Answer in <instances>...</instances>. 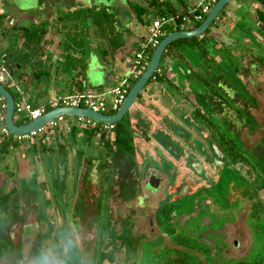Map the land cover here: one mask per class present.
<instances>
[{"label": "flooded vegetation", "instance_id": "obj_1", "mask_svg": "<svg viewBox=\"0 0 264 264\" xmlns=\"http://www.w3.org/2000/svg\"><path fill=\"white\" fill-rule=\"evenodd\" d=\"M258 30L264 33V25L259 24ZM254 40L264 47V39L261 36ZM238 44L239 42H235L230 50V55L236 59L235 65L230 62L231 79L212 81L219 95L217 92L213 93L211 88H207L206 84L204 87L201 85V91L196 90L198 97L195 93V99L198 107L194 111V137L187 134L182 138L180 146L185 159L182 163V172L180 171L177 176L168 173L159 176L161 182L155 191L148 189L139 192L140 194L135 193L134 197L131 195L133 191L122 192L127 197V200L121 202L122 205L134 200L135 208L139 209L137 210L139 216L136 210L133 211L134 218H120L118 222L113 221L111 216L107 218L104 216L105 212L110 214L115 198L119 201L120 196L109 188L98 190L97 187L100 185L98 175L94 183L93 176L95 178L97 171L100 172L99 142L96 149L97 151L99 149L98 158L95 159V164L90 165L91 169L87 168L89 161H83V158L73 162L74 166L75 162H78L77 173L75 178L72 177L73 186L76 185L75 189L78 191L75 190L78 199L76 193L71 200L68 199L69 186L65 185L66 182L59 187L58 201L51 193L46 202H40L38 194L32 191L26 180L22 186L18 187L17 184L3 194L11 192L9 208L0 212V255L21 249L22 236L26 228L34 230L36 226L31 243L37 245L61 227L68 228L71 225L79 237L80 255L84 258L85 264H117L120 261L117 250L124 251L128 258L135 257L139 253L134 250L136 245L133 248L137 238L151 240L166 234L160 229L158 221V213L163 210L168 215L162 219L173 227V233L178 234L189 223L190 230L199 235L197 241L208 247V252H192L198 258V264H204V258L213 261V264H246L248 255L254 251L251 232L257 233L258 239L263 236L264 226L259 228L256 226L261 212L259 209L256 212L257 204H253L252 210L247 211L242 217L243 209H237L238 202L234 204L230 201V194L239 192L245 199L253 202L264 199V187L258 184L261 176L257 174L261 164L262 169L264 168V104L259 99L260 97L264 99V54L254 51L247 43L246 48L248 47L250 53H244L240 57L233 51ZM215 124L220 130L213 132ZM222 133L225 134V140H219ZM259 145L262 147L260 153L256 150V146ZM248 160H256L258 164L256 169L247 163ZM94 166H97L95 173L92 169ZM207 168L216 170L215 179L207 177L210 174ZM189 171H192L193 175ZM151 174L156 175L152 172ZM146 177L144 180L140 178L138 182L147 187ZM197 177H200L198 182ZM201 178L204 179V184L201 183ZM214 188L216 195L212 194ZM26 192L31 194L25 195ZM87 192L90 193L88 196L91 201L85 203L83 199L80 200V195ZM28 195L32 196L34 201L26 200L25 197ZM183 195L189 198L178 201L177 197ZM153 199H157V205L153 207L155 213L144 218L146 217L144 210ZM188 199L191 202L185 204ZM209 199L215 204V208L209 205ZM141 201L140 207L138 204ZM39 203L44 204L41 211L37 210L40 207H36ZM254 213L257 215L254 216ZM247 218L251 221L249 224ZM115 223L120 225L119 231L116 230ZM123 224L125 226H122ZM143 229L147 232L142 231ZM249 231L252 244L244 251L241 249L240 236L245 233L249 235ZM162 242L164 248L178 250L172 240L162 238ZM128 243L130 252L127 250ZM159 251L155 249L151 256H158L161 253ZM236 251L249 254L238 257L231 253ZM193 254L191 257H195ZM171 260L170 264L179 263L177 256L172 255Z\"/></svg>", "mask_w": 264, "mask_h": 264}, {"label": "crops", "instance_id": "obj_2", "mask_svg": "<svg viewBox=\"0 0 264 264\" xmlns=\"http://www.w3.org/2000/svg\"><path fill=\"white\" fill-rule=\"evenodd\" d=\"M118 1L120 6L116 7L115 11H113L112 14L108 12V17L111 20L110 22L114 23V27H119V30L117 32L115 30H113V32L121 33L127 30V33L124 35H116L117 37H121L120 39L116 37V41L118 44H121L123 42L124 48L126 49H132V47L136 46V49L139 51L146 40L145 33L150 25L147 27L143 24H140L136 20L135 14L132 11V5H134V3H137L144 6V1ZM161 1L169 2V0ZM198 1L199 0H171V2L169 3L170 5L175 7L177 14L185 13V15H187L191 10L195 9ZM93 3H91L88 9L97 8ZM76 12H78V10L75 11V13ZM0 14L5 15L6 18L4 19V22L5 24H7L8 16L6 13H4V9H0ZM118 16H122V18L126 16L130 17L128 22L131 24H126V27L129 25V29H126L125 27L122 28V26L119 25L120 21L116 19V17ZM58 18L59 16L55 17L54 19ZM57 22L58 24L61 23L60 21ZM133 23L135 25H143L145 28V32L141 33L139 30L137 32L133 31L134 28L132 29L131 27ZM249 23H251L255 27H257L259 24L264 25V4H262L260 0H234L225 5L218 16V19L208 28V39L201 44L207 51V57L201 56L200 51H197L198 54H192L191 57H189V52L193 50H189L187 47L182 46V44H180L181 47H178L179 45H176V47L184 55V60L179 61V59L177 58L168 57L166 55L164 56L166 57L165 63L163 64V66H159L158 68L161 74L157 75L155 80L151 79V81L143 89L142 93L138 96L136 103L122 118V120L125 119L128 122V124L130 125V130L133 133V136L130 137L131 144L133 146L132 154H125L122 151L119 152L114 148V152L112 154L106 155L104 145L102 144L103 142L100 141V172L97 171V175L100 177V189L109 188L111 189L110 191H113L118 195L121 192L125 191V188H123L122 190V187H124V185H121V182H124V184H129L131 181H133L134 184L131 182L132 184H129V186L131 188H135V185H137L138 183L136 181L140 178L144 180V178L151 172L155 173L158 177L167 173L177 176L180 171L182 172V163L185 159L182 155V148L180 146L182 145V138L187 134L194 137V111L198 107L197 101L195 99V93L196 90H199L198 87L194 86V84L196 83L195 81H197L198 77L202 75H198L199 73H197L193 69L194 66L191 65L192 58H194V56H198L201 61L200 68L202 72L209 76L211 72V68L209 67L210 56H214V62L215 60H220L219 55H216L215 52L213 53V51L209 52V50L216 47L219 48V50L222 52L224 50H227V48H232V46L235 44V39L229 38L228 35H231V33L234 31V27L237 28L238 26H240V24H243V26H248L250 25ZM8 25L11 24L8 23ZM195 25L196 23H194L193 26H188L189 28L187 30L194 29ZM95 33L96 32L92 29V27L86 31V35L87 37H89V39L90 37H93V44L97 43V41L99 40L100 47L105 46L107 41L105 40V37H103L104 35H102L101 32L100 34L97 32V35H95ZM261 33L264 36V33ZM50 34L51 33L49 32L44 39L43 49L46 46L50 48V45L54 43V41H51L50 44H48V40L55 39V37L51 38L49 36ZM240 35L242 36V33H240ZM8 36L9 35L3 36L0 32V43L1 45L3 44L2 50L4 51L9 48V40L11 39V36H9L10 39L8 38ZM241 39L242 40H240V42H242L243 44L239 42V44L233 49L235 54L240 57L244 55V53H250L248 47L246 48L247 43L249 44L250 42L249 39L243 36L241 37ZM55 43L56 48H58L59 44H61L59 42H56V40ZM51 52L52 54L50 60L43 55L41 57V61L44 63L50 61L53 66L61 65V62L63 61L61 57L62 51H57L56 53H54L52 49ZM75 53L76 54L74 56L79 58V60H82L81 57L85 55V53H81V51L79 54L77 51ZM120 54L122 55V57L120 56ZM134 56L130 57V53L124 55L123 53H121V51H119L112 57H108L105 61H103L101 57H98L99 61L98 63L96 62V69H94L93 71H95L96 73H100V85L97 84L94 88L88 89L85 86L86 84L87 86H89L88 78L87 75L84 74L83 80L85 92L98 93L96 91L100 89V93H102L118 85L123 77L128 72H130L129 66L133 61ZM89 63L90 56H88V61L85 64L87 65ZM86 65L85 72L87 70ZM186 67L188 68V71ZM61 70L62 69H60L59 74L62 73ZM187 73L188 75L193 73L195 74V76H193L192 82L190 81V79L185 77ZM201 81L204 82L205 79H201ZM196 85L199 86L198 84ZM206 87L209 88V85H207ZM42 91L43 90L38 89L36 90L35 94L38 96ZM32 104L35 107H38L37 103ZM66 117H73L75 121L72 122L68 119L66 120ZM67 121L69 123H66ZM63 124L64 125L57 129L56 132L51 131V133L55 134V136L52 135L54 139L48 138L46 134H44L43 136L40 135L38 139H40L41 143L45 147L51 149L46 154L49 155L51 152H57L60 155V159L58 162H56V164L60 165L59 174H61V176L64 178V180H62V183L66 182L65 185L69 186L67 196L69 195L68 199L71 200L72 194L76 193L73 187V178H75V173H77L78 170V162H75V166L73 165V162L75 160H80V158H83V161H89V166L87 168L91 169V166L95 164V158H93L92 156V151H97L96 149L97 146H99V141L97 137L88 141L85 139L86 137L81 132H78L75 134V136H72L71 128H73L74 126L77 127L79 131L83 129V126L81 127L77 124L76 117L74 116H65V122ZM108 133V139L110 140V142H113V131ZM75 138L79 139V141L83 144L80 150H77L75 148V144H73V140ZM53 142L56 144L55 151H53L50 147L51 145H53ZM24 153L20 151V148H14L9 151L6 157H12L17 165H23L20 166L23 170V173L20 174L21 170L20 172H18V181L24 182L26 180L28 182V185L32 187V191L38 194L39 201L44 203V201L46 202L50 195L44 188L46 182L47 185L49 184L46 171H43L42 173L40 169L36 150H34L33 153H31L30 151L28 153ZM48 163L50 164L49 161ZM86 166L87 165H85V167ZM54 174L56 175L57 173L52 171L51 176H53ZM22 177L24 178V180L22 179ZM79 187L81 186L79 185ZM118 199L120 202H123L127 200V197L125 198L123 195V197L120 196L118 197Z\"/></svg>", "mask_w": 264, "mask_h": 264}, {"label": "rangeland", "instance_id": "obj_3", "mask_svg": "<svg viewBox=\"0 0 264 264\" xmlns=\"http://www.w3.org/2000/svg\"><path fill=\"white\" fill-rule=\"evenodd\" d=\"M94 3H93V2ZM137 2V0H135ZM169 2H171V0H169ZM91 3H93L95 5V7L93 10L97 12L102 13H110L112 14L113 11H115L116 7H119V1L118 0H0V9H4V13L7 14V24H5L6 26H13V25H21V26H30L33 24H40L43 21H46L48 24V28H49V32L51 33L49 36L55 37V39H50L48 40V44H50L51 41H54V43L52 45H50V48L48 46H46L43 49V54L46 58L51 57V50L53 49V52L56 53L57 51H63V46H69V51H77L78 54L82 52L85 53L84 56H82V60H79L81 64L86 65L85 63H87L88 61V56H90V63L87 64V70L84 74L87 75L88 78V85H85L88 89H92L94 88L97 84L100 85V73H96L95 71H93L94 69H96V62L98 63L99 61V55L97 50H94V48L96 46H100V41L98 40L97 43L93 44V37H87L86 35V31L92 27L93 30H95V32L97 31L96 28H94L91 25V22H89L88 20L86 21L84 17H77L74 18V15L76 14L75 11H83V13L81 14L82 16H85V12L87 11V9L90 7ZM119 15V13H118ZM58 19H54L55 17H58ZM100 17H103V15L100 13ZM100 17L99 20H100ZM62 19L63 21L61 23L58 24L57 21H59V19ZM115 18V17H114ZM116 19L118 21H120V26H122V28H126L129 29V25L126 27V24H131L129 23V16L123 17L122 16H118L116 17ZM43 20V21H42ZM61 21V20H60ZM101 21V20H100ZM111 20L109 19H104L102 21V28L103 29V33L106 35H110L111 31L115 30L116 32L119 30V27H114V23L110 22ZM8 23H10L11 25H8ZM119 23V22H117ZM250 25H244L240 24V26H238L237 28H233V32L231 33V35L229 34V38L231 39H235V42H240L241 37H247L250 41V43L248 44L249 46H251L254 51L259 52L261 55L264 54V47H261L260 45L257 44L256 40H254V34L253 32L256 31L257 34H259V36L263 37L261 32H259V30L257 31V27H255L254 25H252L251 23H249ZM133 31H140L141 33L145 32V28L143 25L140 24H134L131 25ZM136 27V29H135ZM61 30V31H60ZM86 30V31H85ZM68 31V32H67ZM48 32V33H49ZM79 32V33H77ZM127 30L125 32H121V33H113L112 34H126ZM240 33H242V36L240 35ZM98 33H95V35H97ZM11 36V39L10 37ZM8 38L10 39L9 42V48L8 49H14V54L15 56L18 55L19 51H17V41L19 40L18 34L17 33H12L9 34ZM81 36V38H80ZM147 37V30L145 33V38ZM118 39H120L121 37H117ZM82 40L83 42V46L85 47L83 50H81L80 47H78V42L79 40ZM2 40V38H1ZM56 42H59L61 44H59L58 48H56ZM242 43V42H240ZM47 44V45H48ZM243 44V43H242ZM129 47V45H128ZM231 47V46H230ZM260 47V48H259ZM3 48V44L1 45L0 43V51L1 53L4 51L2 50ZM16 48V49H15ZM216 48V47H214ZM210 49L209 52L213 51V53L215 52L216 55L220 56V60H215L214 62V56H210V60H209V67L211 68V72L209 74V76L207 74H205L204 72H202L201 68H200V59L198 58V56H194V58H192L191 61V65L194 66L193 69L199 73L198 75H200L197 79V81H195L196 83L194 84L195 87H198V89L201 91V85L204 87V84L209 85V88H211V91L213 93L216 94L217 89H215V84L212 81L215 80H222V81H226L227 78L231 79V63L233 62V65H235V58L232 57L230 55V50L231 48H227V50L224 51H220L219 48L216 49ZM80 49V51H79ZM234 49V48H233ZM239 49V47H238ZM219 54H218V53ZM189 57H191L192 54H198V52L196 50L190 51L189 52ZM212 53V54H213ZM259 54V55H260ZM120 56L122 57V55L120 54ZM134 56V52L132 51L130 53V57ZM165 54L163 55V58L161 59V63L160 66H163V64L165 63V59L166 57H164ZM206 59V58H204ZM231 62V63H230ZM39 66V65H38ZM40 67V66H39ZM185 67V66H184ZM62 69V68H60ZM161 69V68H160ZM187 71L188 68L186 67ZM195 72V73H196ZM189 73V72H188ZM188 73L186 74L185 77H187L188 79H190V81L192 82L193 76H195V74H190L188 75ZM232 77H234V75H232ZM13 79L16 81L17 77L16 75L13 76ZM201 79H205L204 83L201 81ZM226 79V80H225ZM203 83V84H202ZM196 84H198L199 86H197ZM4 87L6 88V90H8L10 92V94L13 95V97L17 100L19 98V96L17 95V90H15L14 88L10 87L9 85H4ZM41 90H46L48 89L47 93H45L44 95L39 94L38 96L35 94L36 93V89L37 87H34L32 90H30L28 92L27 95H23L24 99H26L27 101H29V103H37L39 104H43L46 102H50L51 100H53L55 97L58 96H64L67 95L69 93L70 87L64 83L63 81H60L57 85L53 84L52 81L49 83L48 88L46 87V84H42L38 87ZM64 91V92H62ZM62 92V93H61ZM96 92L100 93V89H98ZM197 94V92H196ZM69 95V94H68ZM217 95L218 92H217ZM198 97V94H197ZM260 101L264 104V99L262 97L259 98ZM202 103V100H201ZM70 120L72 122L75 121V119L73 117H66V120ZM66 123H69L68 121ZM122 125L124 126L125 130H126V135L127 137H132L133 133L130 130V125L128 124V122L124 119L121 121ZM64 124H62L63 126ZM1 126V123H0ZM220 128L216 126L214 127L213 132L219 131ZM54 132H56L57 130H53ZM52 131V132H53ZM44 134H46V136L48 138H52V135L55 136L54 133H51V131H46L45 133H43L41 136H43ZM50 134V135H49ZM225 134L222 133V138H220L219 140H225ZM73 144H75V148L77 150H80V148H82L81 146H83V144L79 141V139H74L73 140ZM36 143V140H30L27 142H23L21 144H18L17 148H20V151L22 153H28L29 151L31 153L34 152V150L37 151V158L39 160V165H40V169L43 173V171H46V175H47V179L49 184L47 185V182L44 185V188L48 191L49 194H53L54 199L56 198L58 201V195H59V187L62 184L59 182L58 180V176L57 175H53V172H56V162L59 161L60 159V155L57 152H51L49 155L46 154L45 152L40 153L39 149L35 146L34 144ZM56 144L53 142V145H51L50 147L52 148L53 151L56 150ZM261 145L256 146V150L260 153L261 150ZM29 149V150H28ZM34 149V150H33ZM24 153V154H25ZM119 153V152H118ZM124 153V152H123ZM115 155V154H114ZM48 161L50 162V164L48 163ZM252 167L258 166L256 160H248V162ZM259 163L261 164L262 162L259 161ZM20 166H23L21 164L17 165V163L12 159V157H5L2 154H0V195L5 194L11 187H15L18 184V187L22 186L23 181H18L17 177H18V172H20V174L23 173V170L21 169ZM261 169L257 170V174L261 176V180L258 183L260 186L264 187V168L262 169V164L259 166ZM116 170V169H115ZM207 170L210 172V174L207 176L208 178L211 177L213 179L216 178V170L209 169L207 168ZM191 175H193L192 171H189ZM12 175V177H11ZM200 177H197L196 182L199 181ZM22 179L24 180V178L22 177ZM94 183H96V179L97 178V174L96 177L94 178ZM204 179L201 178V183L204 184L203 182ZM129 181V180H128ZM74 182V181H73ZM133 183V181H131ZM129 184H132V183ZM138 182V180L136 181ZM27 185L28 182L26 181ZM121 185H124L123 188H125L126 191H129V193L131 191H133L131 193V195L134 197V194H140L139 192H143L145 190H148V187L141 185V183H137V187H130L129 184H124V182L120 183ZM134 184V183H133ZM136 186V185H135ZM74 189L76 187L73 186ZM217 187V186H216ZM138 188V190H137ZM97 189H100V185L97 187ZM97 189H95V192L97 191ZM217 189V188H216ZM76 190V189H75ZM31 191V188H30ZM76 192V191H75ZM78 192V191H77ZM76 192V199L78 194ZM91 192V191H90ZM26 194H31V193H25ZM75 194V193H74ZM74 194H72L71 197L74 196ZM94 194V193H92ZM212 194L216 195V190L215 188L212 191ZM90 193H86V194H81L80 195V200L83 199V201L85 203H88L89 201H91V199L89 198ZM69 196V195H68ZM119 196L123 197L122 192L119 194ZM183 196H178L177 199L178 201L187 199L189 197H184ZM125 197V196H124ZM26 200H32L34 201V198L32 196H26L25 197ZM126 198V197H125ZM53 200V198H52ZM79 200V201H80ZM114 200V199H113ZM239 200V201H238ZM255 200V199H253ZM210 204L212 207L215 208V204L212 202L211 199H209ZM230 201L232 203H237V209H243V214L241 215L242 217L245 216L246 212H250L252 210L253 204H257V209H255V211L257 212L258 209L260 210V216H259V221L258 223L256 222V226L257 228L262 227L264 225L263 221H264V199L261 200H255L254 202L250 199H245L239 192H231L230 194ZM243 201V202H241ZM63 202V201H62ZM191 201L190 199L186 200L185 204H189ZM114 204V205H113ZM112 204L113 208L109 211L110 214H106L105 212V217L107 218L108 216H111V219L115 222H118L119 219L121 218H129L132 217L134 218L135 214L133 213V211H137L139 210L137 207L135 208V201H131L128 204L126 203L125 205H122L121 202H119L118 200H114V203ZM33 205V204H32ZM140 207L142 205V201L140 202V204H138ZM157 205V199H153L151 202L148 203L146 210H144V218H147L149 215H153L155 213V209L153 207H155ZM260 205V206H258ZM41 206H44V204H38L36 207H40L39 209L37 208V210L41 211L42 208ZM128 207V208H127ZM179 209L181 210V206L180 204H178ZM177 207V208H178ZM48 209V208H47ZM46 209V210H47ZM53 209V208H52ZM91 213V212H89ZM136 213H138V216L140 215V213L137 211ZM166 212H164L163 210H161L158 213V217H159V227L162 230V232H165L166 234H164L163 237H155L154 239L152 238L151 240H143L141 237L137 238V240L135 241L133 248H136L134 250H137L136 252H139L138 255H136L135 257H129L127 256V254L123 253L124 251H120L117 250L116 252H119V259L120 261H118L117 264H170L171 257L173 256H177V259L179 261L178 264H198V258H196V255L193 254L192 252H208V247L203 246L202 244L199 243V241H197L198 239V234L192 230H190L191 225H189V223L187 224V226H185L184 229H181V231L178 232V234L173 233V227L170 224L166 223V220L162 219L164 216H167L165 214ZM262 214V215H261ZM94 215H91V217H93ZM101 216V215H100ZM250 219V217H249ZM125 222V221H124ZM247 222L248 224L251 221H248L247 218ZM241 223V221L239 222ZM117 224V223H115ZM122 226H125V224H123ZM250 227V226H249ZM116 230H120L121 227L120 225H115ZM146 229V228H145ZM252 229V227H251ZM201 230V229H200ZM203 230V229H202ZM144 232H147L146 230H142ZM149 232V231H148ZM247 232V231H246ZM154 234V233H153ZM128 236V235H127ZM251 236H252V240L254 242V251L249 254V252H231L234 256H246L248 255L249 258H247L246 262H250L251 258L255 255L254 253L258 250H255L257 247H261L260 243L258 241H256L258 239V235L257 233H253V231L251 232ZM146 237V236H145ZM240 237H242L241 243H242V250H246L248 247H251L252 241L250 240V231H249V235L247 233H245V235H241ZM162 238L165 239H170L173 241V243L177 246L178 250L175 249H166L163 247V242H162ZM128 241V240H127ZM164 241V240H163ZM263 247V245H262ZM155 249H159L161 252L158 256H151L152 252H154ZM127 250H129L130 252V244L128 243L127 245ZM149 252V253H148ZM123 253V254H122ZM190 253V254H189ZM191 254L195 255V257H191ZM173 264V263H171ZM203 264V263H202ZM204 264H213V261H210L208 258H204Z\"/></svg>", "mask_w": 264, "mask_h": 264}, {"label": "trees", "instance_id": "obj_4", "mask_svg": "<svg viewBox=\"0 0 264 264\" xmlns=\"http://www.w3.org/2000/svg\"><path fill=\"white\" fill-rule=\"evenodd\" d=\"M144 6L139 5L137 3H134L132 5V11L135 14L136 20L145 26H149L152 24V22L156 19H159L161 17H176V25H168L164 26L163 30L166 32V35L160 39L162 41L167 35L179 32L180 29V21L182 16L185 15V13L177 14L175 7L170 5L169 2H164L161 0H143ZM262 4H264V0H260ZM170 5V6H169ZM83 11H78L74 15V18L77 17H84L85 20L91 22V25L96 28V33L98 32L105 37V40L107 41L106 45L103 47L97 46L95 47V50H97L99 57L103 61H105L108 57H112L117 52L121 51L124 55L127 53H131L134 51V54L136 51V46L132 47V49H126L124 48V43L121 44L117 43V36L118 34H112L113 31H111L110 35L104 34L102 31V21L104 19H108L109 14L97 12L93 9H87L85 12V16H82L81 14ZM100 13L103 15V17H100ZM84 15V13H83ZM100 17V20L99 18ZM4 14H0V32L3 36L9 35L14 33L18 34L19 40L17 41V51H19L18 55L15 56L14 49H6L2 52V55L6 58L7 66L11 68L12 77L16 75L17 80L15 81L18 85L21 93L23 95H27L30 90H32L34 87H37L36 90H38L39 86L42 84H46V87L48 88L49 83L52 81L53 84H58L60 81H63L66 83L69 87V95L73 93H82L85 92L84 88V72H85V65L81 64L79 61V58L75 57L76 54L74 51H69V46H63V51L61 53V57L63 61L61 62V65L53 66V64L49 62H42L41 57L43 56V43L46 35L49 32L48 24L46 21L41 22L40 24H33L30 26H20V25H14L11 27H8L5 25ZM61 20V21H60ZM60 22L63 20L60 18ZM201 22L196 23L194 26V29L197 28ZM86 31V30H85ZM86 33V32H85ZM115 33V32H113ZM208 33L209 30L207 29L206 32L201 36V38H192V39H181L178 41H175L174 43H171L166 51L165 55L168 57H173L179 59V61L184 60V55L178 50L176 45L178 47L182 46L187 47L189 50H196L200 51L201 56L207 57V51L204 49V47L201 45L203 42L207 41L208 39ZM146 41V40H145ZM78 47L83 50L85 47L83 46L82 40H79L77 43ZM153 49H150L147 51L148 61L153 53ZM163 54V55H164ZM37 60V61H36ZM40 67H39V66ZM60 68L61 74H59ZM157 77V74H155ZM154 75V76H155ZM138 79V78H137ZM132 81V85L137 80ZM151 81V80H150ZM8 91V90H7ZM48 89L43 90L40 94L44 95L47 93ZM9 92V91H8ZM64 92V91H62ZM61 92V93H62ZM10 93V92H9ZM67 94V95H68ZM12 95V94H11ZM13 97V95H12ZM14 98V97H13ZM15 99V98H14ZM49 103H43L37 105L38 107H49ZM115 114V112H107V115ZM14 123L17 126H23L28 123H30L29 120L20 118L14 115ZM82 127V125H80ZM81 132L86 137L85 139L90 141L93 138L97 137L98 141H102L106 155H110L114 152V148L117 149L119 152H124L125 154H132L133 152V146L131 144V138L127 137L126 130L121 122H118L114 124L113 134H114V140L113 142H110L108 139L109 133L107 131H104L100 125L96 126L94 128H91L90 126H85L81 131L77 127L71 128V135L75 136L76 133ZM35 148L37 147L40 151V153H48L51 149L45 147L40 139L34 144ZM18 143L13 142L10 138H4L0 134V154L3 156H6L11 149L17 148ZM10 198H11V192H9L6 195L0 196V212L6 211L10 206ZM254 216L257 215V213L253 214ZM264 226V225H263ZM260 243L261 247H257L255 250L260 249V252H255L254 256L251 258L250 262H247L246 264H264V231L262 238H259L256 240Z\"/></svg>", "mask_w": 264, "mask_h": 264}, {"label": "built area", "instance_id": "obj_5", "mask_svg": "<svg viewBox=\"0 0 264 264\" xmlns=\"http://www.w3.org/2000/svg\"><path fill=\"white\" fill-rule=\"evenodd\" d=\"M218 0H199L195 9L191 10L187 15L182 16L180 21V29L187 30L194 23H199L204 20L207 14L210 12L212 7L217 3ZM176 17H161L152 22L148 27L146 41L142 45V48L135 53L134 59L130 64V72H128L118 85L112 87L111 89L102 93H92V92H82L73 93L71 95H64L60 97H55L49 102V107H35L33 104L29 103L24 99L18 85L12 77L11 68L7 66L6 58L2 55L0 51V84L9 85L10 87L17 90V95L19 98L14 99V115L20 118L29 120L30 122L37 120L42 115L46 114L50 110L56 108H78V109H88L92 112L99 113L102 115H107V112H117V110L122 105L125 100L131 86L132 81L139 78L140 75L145 70L148 63L147 51L150 49H155L159 43L160 39L166 35L163 30L164 26L176 25ZM201 38V36H200ZM160 75L161 72L158 69L155 73ZM154 74V75H155ZM152 76V80L156 79V75ZM4 113H5V103L2 97H0V134L2 137L11 139L13 142L21 144L30 140H37L40 135L46 131H53L59 129L65 122V116H58L48 123H46L40 129L31 131L27 134L17 135L12 134L4 124ZM13 115V116H14ZM76 122L78 125L90 126L94 128L99 126L107 132H112L114 129V124L105 125L100 124L91 120H87L81 117H76Z\"/></svg>", "mask_w": 264, "mask_h": 264}, {"label": "water", "instance_id": "obj_6", "mask_svg": "<svg viewBox=\"0 0 264 264\" xmlns=\"http://www.w3.org/2000/svg\"><path fill=\"white\" fill-rule=\"evenodd\" d=\"M234 0H218L217 3L213 6L212 10L207 14L203 22L195 29L192 30H181L179 32H174L167 35L159 45L154 49L143 73L140 77L134 82L131 86L125 100L123 101L120 108L117 110L115 114L112 115H102L99 113L92 112L88 109H78V108H56L50 110L46 114L42 115L37 120H34L26 125L17 126L14 123V99L12 95L6 90V88L0 84V97L3 98L5 103V113H4V124L8 128V130L12 134H27L31 131H35L43 127L46 123L50 120L58 117V116H74V117H81L87 120H91L100 124L111 125L116 124L122 120V118L127 114L130 108L136 103L138 96L142 93L143 89L147 86L150 82L152 76L157 72L160 62L162 59L163 54L165 53L167 47L180 39H192V38H199L202 36L206 30L218 19V16L225 5L229 4ZM254 38L259 39V35L256 32H253ZM223 87V86H222ZM93 158H98L97 151L93 150ZM59 167L60 165H56V175L58 176V180L61 183L64 178L59 174ZM93 172H96L97 166H94ZM63 182V181H62ZM161 182V178L149 173L146 177V184L149 190L155 191L159 187ZM36 227V226H35ZM35 227L34 230L31 228L28 230L26 228L24 230L22 241H21V249L25 248L26 245L32 241L34 234H35Z\"/></svg>", "mask_w": 264, "mask_h": 264}, {"label": "clouds", "instance_id": "obj_7", "mask_svg": "<svg viewBox=\"0 0 264 264\" xmlns=\"http://www.w3.org/2000/svg\"><path fill=\"white\" fill-rule=\"evenodd\" d=\"M0 264H85L80 255L79 237L75 228L61 227L37 245L29 242L25 248L0 255Z\"/></svg>", "mask_w": 264, "mask_h": 264}]
</instances>
